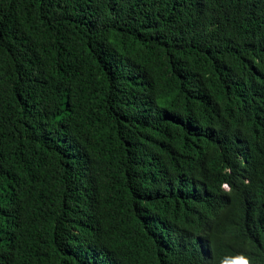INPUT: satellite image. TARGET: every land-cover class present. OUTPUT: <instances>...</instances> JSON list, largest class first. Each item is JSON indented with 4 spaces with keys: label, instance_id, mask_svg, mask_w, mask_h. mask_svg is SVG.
Instances as JSON below:
<instances>
[{
    "label": "trees",
    "instance_id": "trees-1",
    "mask_svg": "<svg viewBox=\"0 0 264 264\" xmlns=\"http://www.w3.org/2000/svg\"><path fill=\"white\" fill-rule=\"evenodd\" d=\"M258 74L264 0H0V264H100L98 236L117 227L123 249L147 246L138 264H205L181 246L198 250L201 230L178 206L220 233L219 182L245 142L239 184L264 187ZM238 99L261 112L250 134ZM225 217L218 238L206 230L222 264H264V217L247 222L236 207ZM182 224L172 253L148 247L171 244Z\"/></svg>",
    "mask_w": 264,
    "mask_h": 264
},
{
    "label": "bare ground",
    "instance_id": "bare-ground-1",
    "mask_svg": "<svg viewBox=\"0 0 264 264\" xmlns=\"http://www.w3.org/2000/svg\"><path fill=\"white\" fill-rule=\"evenodd\" d=\"M256 60H254L253 62H255ZM259 75V74H258ZM259 77H261L264 81V77L259 75ZM255 81H253L252 85H255ZM257 85V84H256ZM247 100V99H246ZM245 102V100L242 99H238V105L235 106L233 108V111H236L239 113L240 117L236 118L237 119V123L239 125H241L242 127H245V131L249 133V121L247 119H250V117H254L253 115L259 116L261 115V112H259L258 110H256L254 107L249 106L248 108L244 107L241 108V106L243 105V103ZM190 108L200 114H206L205 109L201 108L200 106L197 105H190ZM228 111L225 110L223 112L220 113V117H224V115L227 113ZM229 114L232 115V112L229 111ZM250 114V115H249ZM253 114V115H252ZM260 120L264 121V115L262 116V118H259ZM244 121V122H243ZM187 124L193 125V124H203V121L201 120H196V119H189L185 121ZM229 122H231V120H229ZM225 133H227L226 130H223ZM220 143L227 145L228 150L234 151L235 147L232 145L231 141L229 139L226 140H219ZM251 156V150H250V146L248 145V143L245 142L244 148H243V155H241L240 157V161L241 164H238L237 166V171L235 173L232 174L233 177V185L234 186H238L239 184V178L238 176L245 174L247 172H249L250 170L248 169V163H249V158ZM245 158V162L243 161ZM224 169H230V167L228 165H226L224 167ZM238 174V175H237ZM240 174V175H239ZM231 181H227L224 180L225 186L227 187H231L232 185ZM240 186L238 188H236V190L240 189L243 187V184H239ZM234 189H231L228 197L226 199H222L219 201L218 203V209L220 210H225L224 216L220 217V223L217 225V227L220 230V233H217L216 230H214L216 228V226L214 228H210L211 226L214 225L215 222H210L209 220L204 221V223H201L199 220H196V224L193 220V218L196 216L195 214H193V212L191 211V208L188 205L185 206H178V209H181L183 211H185L188 215H185L184 220L185 221H190L191 222V227L194 231V236L196 235V230L200 229V233L198 236H200V238L195 241V244L198 247V250L195 248L194 244H181L182 247H187L189 250L193 251V252H198L199 256L202 257L204 259V263L205 264H222V260L219 256L218 253V249L217 246H215L213 244V241L211 239H209L207 232H211L212 237L214 238H218L219 235L226 229L230 228V223L226 220L225 217V213L229 208H233L235 209V207L238 210V215L240 217H242L245 221L247 222H252V221H256L258 220V218L255 217H244V213L246 211H251L254 210L256 212L262 211L264 214V210L258 209L257 207H255L254 205H252L250 202L247 203H240L238 204V201L240 198H244L246 197L245 194L238 192ZM198 196V195H197ZM237 202V204L234 206V203ZM264 205V204H263ZM197 210H199L197 208ZM229 217L231 220L235 221V218L232 216L231 213H229ZM262 225L264 226V222H261ZM167 226V224H166ZM170 228V226L168 227ZM206 230H208L206 232ZM102 231V229H101ZM117 236L115 238L112 239H108V238H104L103 236H98L100 238V245H103L104 247V251L101 254V261L100 264H126L123 261H121L122 259H129L133 262L135 261V264H138L139 261L142 260L141 256L147 254L149 251L145 248L141 246H137V243L134 242V247L129 248L130 250H125L121 247V245L124 243L126 236L124 234H122L120 232V229L118 231V227H117ZM187 236V230H186V225L182 224L178 227V229L175 232V235L172 237V241L171 244L166 243L164 241H151L149 242L147 245L148 247H150V249H155L156 251L159 252H167V253H172L173 250H169L172 247H176L178 244H180L181 242H183L185 240ZM136 238V236L134 237ZM243 239V238H242ZM244 240V239H243ZM263 240V239H262ZM244 242H247L246 240H244ZM82 244V243H81ZM83 244H86V242H84ZM262 244L264 245V240L262 241ZM141 248V251L144 250V252H142V255L139 254V251L135 248ZM158 253V252H157ZM161 254L158 253V256H160ZM88 256V254H84L81 256H74L73 259L74 261H78V260H84L86 259ZM99 260V259H98ZM118 262V263H117ZM201 264V263H200Z\"/></svg>",
    "mask_w": 264,
    "mask_h": 264
},
{
    "label": "rangeland",
    "instance_id": "rangeland-1",
    "mask_svg": "<svg viewBox=\"0 0 264 264\" xmlns=\"http://www.w3.org/2000/svg\"><path fill=\"white\" fill-rule=\"evenodd\" d=\"M228 163L226 162L225 165H227ZM230 167V166H229ZM233 170L232 168L230 167V169H226L223 173V177H221V181L219 182V185L221 187V189L227 193V197L231 191V189H234L236 190V188H238L240 185L238 186H234L233 185V177H232V174H233ZM224 180H227V181H231L232 182V185L231 187H227L225 186V183H224ZM250 184L249 183H245L243 184V187L236 190L238 192H241L243 194H245V196L255 202V203H260V202H263L264 201V187L263 186H256L257 189H250ZM250 214V211H246L244 213V217H249Z\"/></svg>",
    "mask_w": 264,
    "mask_h": 264
},
{
    "label": "clouds",
    "instance_id": "clouds-1",
    "mask_svg": "<svg viewBox=\"0 0 264 264\" xmlns=\"http://www.w3.org/2000/svg\"><path fill=\"white\" fill-rule=\"evenodd\" d=\"M250 214H251V215H249V217H255V218H258V219L264 217V214H263L262 211L256 212V211H254V210H251V211H250ZM251 262H252V263H255V264H261V263L253 262L252 260H251Z\"/></svg>",
    "mask_w": 264,
    "mask_h": 264
},
{
    "label": "snow or ice",
    "instance_id": "snow-or-ice-1",
    "mask_svg": "<svg viewBox=\"0 0 264 264\" xmlns=\"http://www.w3.org/2000/svg\"><path fill=\"white\" fill-rule=\"evenodd\" d=\"M239 264H246V262L245 261H240Z\"/></svg>",
    "mask_w": 264,
    "mask_h": 264
}]
</instances>
